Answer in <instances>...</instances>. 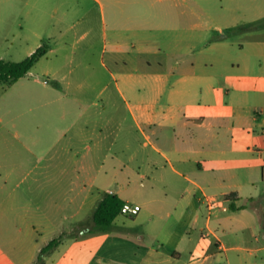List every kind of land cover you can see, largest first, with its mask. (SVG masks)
Segmentation results:
<instances>
[{"label": "crops", "instance_id": "crops-1", "mask_svg": "<svg viewBox=\"0 0 264 264\" xmlns=\"http://www.w3.org/2000/svg\"><path fill=\"white\" fill-rule=\"evenodd\" d=\"M95 1L106 25L105 6ZM105 1L112 28L110 35L103 31L109 42L102 55L114 69L110 84L137 132L124 133L123 147L117 146L118 132L104 136L101 112L87 113L103 103L87 105L55 93L82 89L76 79L65 81L66 75L60 87L40 78L33 81L37 85H4L5 100L36 112L30 123L11 124L13 133L0 132L7 143L13 141L0 145V264H212L223 253H238L240 264H261V116L236 109L231 115L230 105L218 98L210 120L199 118L190 113L196 85H181L193 82L198 66L212 65L190 56L220 51L223 43L199 47L197 24H185L191 33L184 38V22L190 20L184 21L180 7L186 0ZM156 4L170 18L144 22L139 7ZM159 27L169 32L163 41L153 36ZM58 73L49 68L41 75ZM115 102L106 100L110 112ZM73 107L78 111L68 124ZM136 133L138 147L131 141ZM119 154L127 159L119 162ZM107 195L141 209L118 215L110 230L98 231L93 215ZM250 199L260 205L250 206ZM213 200L217 208L210 210ZM54 239L58 244L39 260Z\"/></svg>", "mask_w": 264, "mask_h": 264}, {"label": "rangeland", "instance_id": "rangeland-1", "mask_svg": "<svg viewBox=\"0 0 264 264\" xmlns=\"http://www.w3.org/2000/svg\"><path fill=\"white\" fill-rule=\"evenodd\" d=\"M102 2L106 25L102 21L100 5L95 0H0V60L21 61L46 44L47 56L41 58L27 76L10 85H37L33 81L40 78L42 81L52 80L53 85L59 86L64 85L63 75H66L65 81L76 79L82 85L81 90L58 89L55 93L69 99H85L87 105L103 103L104 107L93 106L87 113L93 116L95 111L101 112L104 136L118 132L117 146L123 147L124 133L137 131L124 99L117 94L115 85L110 84V73L114 69L102 55L104 45L109 42L103 40V31L106 28L110 35L112 28L109 2ZM180 8L184 11V21L190 20L184 22V38L191 33L185 24H197L200 28L193 34L203 37L199 47L204 49L212 42L224 45L220 51H195L190 56L189 59L212 62L207 67L203 64L196 68V77L191 84L181 83L196 85L194 108L190 113L210 120V107L218 104V98L223 104L230 105L231 115L234 109L246 116L248 113L253 116L256 111L261 116L256 128V144L263 147L264 66L261 64H264V0H186L181 1ZM138 10L144 22L155 16L158 23L162 18H170L168 11H162L158 4L149 10L146 7ZM143 32L149 35L150 29L144 27ZM168 34L162 27L153 31V36L161 41L167 39ZM49 68L58 70V75H41ZM4 85L9 84L0 83V132L7 130L13 133L11 124L30 123L36 111H30L26 106L25 111L22 107L17 108L21 105L9 101L8 96L5 100ZM14 87L9 93L18 86ZM109 99L116 101L111 112L110 107L105 106ZM77 111L76 107L71 108L68 124L73 122L72 114ZM110 114L113 115L111 121ZM214 121L219 126V120ZM88 130H95L94 121L88 124ZM140 140L138 133L134 134L132 145L138 147ZM12 144L13 141L8 140L7 143L0 133L1 146ZM88 144L93 145V142L88 141ZM118 158L119 162L127 159L124 154H119ZM262 166L264 180V160ZM262 187L264 194V183ZM262 204L264 206V196ZM227 259L229 264H240L238 253L220 254L212 264H228ZM259 261L264 264V251L259 254Z\"/></svg>", "mask_w": 264, "mask_h": 264}, {"label": "trees", "instance_id": "trees-1", "mask_svg": "<svg viewBox=\"0 0 264 264\" xmlns=\"http://www.w3.org/2000/svg\"><path fill=\"white\" fill-rule=\"evenodd\" d=\"M48 46L43 44L34 53L25 59L15 62V61H4L0 60V83L13 84L19 79L27 76L33 66L46 55ZM231 199V197H230ZM124 202L116 195H107L104 200L100 203L93 215V221L95 225V230L107 231L112 227L114 219L121 214V208ZM250 206H259L258 201L250 199L248 201ZM232 209H235L232 205ZM261 224L264 230V215H261ZM58 239L52 240L47 247H45L39 256L53 249L58 244Z\"/></svg>", "mask_w": 264, "mask_h": 264}, {"label": "built area", "instance_id": "built-area-1", "mask_svg": "<svg viewBox=\"0 0 264 264\" xmlns=\"http://www.w3.org/2000/svg\"><path fill=\"white\" fill-rule=\"evenodd\" d=\"M210 210L217 208V201L213 200L209 205ZM141 207L139 205H132L130 203H124L121 208V214L126 216L136 215L140 211Z\"/></svg>", "mask_w": 264, "mask_h": 264}]
</instances>
